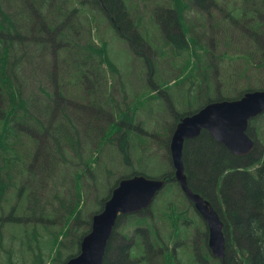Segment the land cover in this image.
Here are the masks:
<instances>
[{
    "label": "trees",
    "instance_id": "obj_1",
    "mask_svg": "<svg viewBox=\"0 0 264 264\" xmlns=\"http://www.w3.org/2000/svg\"><path fill=\"white\" fill-rule=\"evenodd\" d=\"M189 1L198 8L206 1L209 8L217 7L213 4L215 0ZM228 1L218 8H226ZM129 5L128 0L101 3L98 0H0V237L5 233L11 237L18 234L19 248L27 228L34 234L37 229L50 232V243L58 247L76 232L74 244H78V249L65 262L79 251L80 239L89 231L91 216L102 208L118 179L141 173L120 175L96 208L85 216L82 214L87 189L94 186L92 174L100 151L109 138L118 140L125 135L127 140L130 132L127 125L137 128L130 124L132 116L116 106V94H123L122 87L108 84V79L117 80L120 72L108 74L115 65L105 45L93 39L99 38V30L92 27L90 13L101 12L114 32L129 45L135 42L141 45L140 49L148 48L149 43L138 33L139 24L132 18ZM249 7L256 10L257 5ZM156 8L168 13L164 19L157 18L164 34L177 45L183 43L179 21L172 9L163 5ZM258 9L264 12V0ZM247 13L252 15L250 10ZM237 15L239 22L243 16L239 12ZM208 22L214 30L209 38L215 33L223 37L242 33L235 32L233 25L215 19ZM130 33L133 38L128 37ZM189 38L194 50L205 49V35L189 32ZM254 87L264 88V85ZM256 153L254 150L241 156L228 154L222 144L203 135L187 140L183 146L191 188L211 190L225 165L233 169L221 186L231 215L230 221L222 219L226 242L224 264H264V167L257 179L245 171L234 170L244 167ZM163 203L171 205L169 200ZM84 207L87 208L86 201ZM149 211L118 218L103 264H131L135 246H166L162 243L159 221L166 223L172 233L180 230L179 222L175 221L176 215H182L178 208L157 211L154 217L147 215ZM122 219L135 225L131 236L118 235L117 226ZM153 232L158 235H151ZM8 252L11 261L10 247Z\"/></svg>",
    "mask_w": 264,
    "mask_h": 264
},
{
    "label": "rangeland",
    "instance_id": "obj_2",
    "mask_svg": "<svg viewBox=\"0 0 264 264\" xmlns=\"http://www.w3.org/2000/svg\"><path fill=\"white\" fill-rule=\"evenodd\" d=\"M215 1L213 4H217V7L209 8V2L206 1L207 3L199 9L195 5L192 6L189 0H128L133 19L139 24L138 33L149 43L150 49H140L141 45L135 42L129 45L123 37L114 32L101 12L90 13L92 27L99 30V38L93 39L105 45L115 65L110 67L108 74L120 72L117 80L108 79V84L116 83L117 87H122L123 94H116V106L132 116L130 124L137 128H130L127 140L125 135L118 140L109 138L108 144L100 151L92 174L94 186L87 189L83 203L84 216L96 208L99 199L107 195L109 188L120 175L132 172L159 175L170 168L166 148L169 128L174 126V118L178 114L195 109V105L201 101L199 97L208 96L206 92L211 97L236 96L247 88L264 85V40L257 42L254 37H249L247 32L238 33L235 37H223L217 33L212 38L208 37L214 31L208 21L212 16L218 15L214 10H219L223 15L225 8L218 7L225 6L227 0ZM242 1L229 0L226 8H238ZM157 5L172 9L184 28L186 37L187 30L193 25L195 31L191 33L205 35V49L199 47L200 49L193 50L192 46L185 42L180 45L172 41L167 43L163 29L154 18ZM196 11L199 17L195 16ZM233 15L235 17L236 12ZM161 16L164 19L165 16ZM237 16L239 18V15ZM248 17L247 14L245 18ZM200 18H203L205 23H201ZM128 37L133 38L132 33ZM185 41L188 42L187 38ZM257 61L260 65H257ZM257 126L264 135V116L258 120ZM126 127L129 128L128 125ZM166 190L160 193L158 201L155 200L148 216L154 217L157 211H171L173 208L182 211L183 216H194L192 207L175 184L171 186L169 195ZM164 200H169L171 205H164ZM85 201L87 208L84 207ZM161 220L164 221L163 218ZM157 224L162 225L160 234L167 237L170 233L167 224L164 225L160 221ZM179 224V232L183 231V228L191 232L192 244L194 224ZM199 227L200 232L205 231L202 222L200 226L197 225L198 229ZM134 228L135 225L122 219L117 226V232L119 236H131ZM72 236L74 240H71ZM75 236L76 232H73L63 241L65 244L58 247L55 243H50V232L37 229L34 234L31 228H27L19 248V235L11 237L10 233H5L0 237V264H63L66 257L78 249V244H74ZM199 236L202 239L201 250L206 249L203 243L204 235ZM184 240L183 237L177 241V246H181L180 242ZM9 247L12 249L11 261L8 257ZM181 257L192 259L191 255L182 254Z\"/></svg>",
    "mask_w": 264,
    "mask_h": 264
},
{
    "label": "water",
    "instance_id": "obj_3",
    "mask_svg": "<svg viewBox=\"0 0 264 264\" xmlns=\"http://www.w3.org/2000/svg\"><path fill=\"white\" fill-rule=\"evenodd\" d=\"M263 112L264 89L249 90L240 98L215 101L197 112L183 116L170 137L169 153L174 179L207 223L208 247L211 254L222 261L225 257L223 222L208 202L189 187L183 163V145L186 140L195 138L201 130H206L233 155H246L254 147L252 140L245 134L248 121ZM164 184L163 179L149 178L142 174L118 180L102 209L92 215L90 229L79 242V252L68 258L65 264H103L107 243L118 215L136 214L148 209Z\"/></svg>",
    "mask_w": 264,
    "mask_h": 264
},
{
    "label": "flooded vegetation",
    "instance_id": "obj_4",
    "mask_svg": "<svg viewBox=\"0 0 264 264\" xmlns=\"http://www.w3.org/2000/svg\"><path fill=\"white\" fill-rule=\"evenodd\" d=\"M261 1L262 0H253V1L243 0L242 4L245 3V6L241 5L238 8H225L223 15L220 13L219 10H214V12H216L218 15L212 16L211 20L215 19L216 21L223 22L224 24H227L229 26L233 25L235 32H237V30H241L242 33L247 32L249 37L251 38L255 37L257 42H263L264 12L258 9L261 7ZM255 4L257 5L256 10L249 7V5H255ZM249 10L252 12V15H249L247 13ZM232 11L239 12L240 14H242L243 19L238 22L237 19H239L240 17L239 18L238 16L233 17L234 15L232 14ZM165 14H168V13L160 12V9L155 8L154 18L156 22L159 16L165 15ZM247 14L249 15V17L245 18ZM195 16L199 17V14L197 11L195 12ZM233 18H236V19L234 20ZM225 21L230 22L231 24L225 23ZM254 25H256V27H254ZM193 26L187 30L188 37H186V35L184 34V28L179 23L180 35L182 39H184V42L186 44L188 43L192 47L194 46L190 41L189 32L191 33L192 31H195V28ZM235 36H238V34L235 33ZM186 38L188 42L185 41ZM164 40L166 42L168 40L169 42L167 43L171 42L166 35L164 37ZM243 93L244 92H241L239 95H236L235 97L233 96V97L226 98L224 96H220L219 98H217V96L211 97V95L207 94L206 92V95L208 96L203 97V98L199 97L201 101L199 103L197 102L198 105L197 104L195 105V109H193V112H197L204 106L212 102H215V101L232 100V99L240 98ZM199 98H198V101H199ZM263 116H264V113H261L251 118L248 121L246 132H245L247 137L251 139L254 144L253 149L249 153L256 150L257 153L255 157L249 163L245 164L244 167L234 168V170L245 171L252 179H257L260 176L259 170L260 169L262 170L264 167V135L260 133L259 127L257 126L258 120H260ZM181 118L182 117L175 119L174 125L178 123L181 120ZM202 135L216 141L206 130H201L200 133L195 138H198L199 136H202ZM223 147L225 148L228 154L229 153L232 154L224 145ZM168 159L170 162V168H168L166 171L162 172L161 174L157 176L158 178H162L166 180L167 182L164 188L156 195L155 200L159 198L160 193L162 191H165L166 188L170 185L169 188L166 190L167 194L169 195V192L171 191V186L173 184L177 186L178 191L180 192V194H182L180 187L177 185V182L173 178L174 170L171 164L169 151H168ZM231 171H233V169L231 167H228V165H225L221 173L216 176L215 183L211 190H207L204 187H197V186L196 187L198 189L195 187H192L191 189L192 192L198 194L204 201L208 202L209 207H212L218 214L219 218H221V220L223 219L224 221H230L231 215L229 214L228 207L226 203L224 202V195H223L221 186H222V181L224 177L226 176L228 172H231ZM168 172H170V175H166ZM188 203L192 207L194 216L192 215V217L190 218L189 216L186 217V216L181 215V216H178L177 220L175 221L176 222H187V223L190 222L194 224L195 230H193V243L192 244L190 243L191 232H189L188 230L171 233L170 238L172 240L171 241L169 240V242L170 243L172 242L173 246L171 245L169 246L168 241H166L167 244L164 247H136V246L133 247L132 252L134 255L131 258V264H217V263L221 264L219 259L212 256L211 251L208 247L207 223L203 220L201 214L195 209L194 205L191 204L190 202ZM223 204L225 205V208L223 207ZM148 209L151 210V207ZM169 219H172L170 215H169ZM201 222L205 228L204 232H200V227L199 229L197 228V225L200 226ZM200 234L204 235L203 243H204V246H206V249L202 248V250H204V253H202V250L200 248V242H202V239L199 236ZM151 235H158V233H152ZM182 237H184L185 240L180 242L181 246H176L178 239ZM166 239H168V236L166 237ZM164 242L165 241H162V243ZM143 254H150V256L147 258H144L142 257ZM182 254L183 256L191 255L192 259L189 260L185 257H181Z\"/></svg>",
    "mask_w": 264,
    "mask_h": 264
},
{
    "label": "bare ground",
    "instance_id": "obj_5",
    "mask_svg": "<svg viewBox=\"0 0 264 264\" xmlns=\"http://www.w3.org/2000/svg\"><path fill=\"white\" fill-rule=\"evenodd\" d=\"M107 196V195H106Z\"/></svg>",
    "mask_w": 264,
    "mask_h": 264
}]
</instances>
